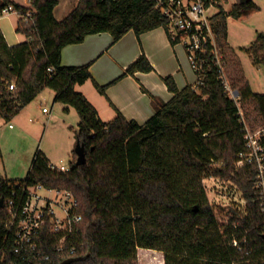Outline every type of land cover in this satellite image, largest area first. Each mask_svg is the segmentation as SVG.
<instances>
[{
  "label": "trees",
  "instance_id": "obj_1",
  "mask_svg": "<svg viewBox=\"0 0 264 264\" xmlns=\"http://www.w3.org/2000/svg\"><path fill=\"white\" fill-rule=\"evenodd\" d=\"M30 3L36 10L33 19H20L17 26L26 41L11 46L0 28V118L12 121L43 91L53 90L55 102L64 104L66 112L74 108L80 117L76 137L85 146L87 163L79 166L77 157L68 171L52 170L50 160L38 151L26 179L0 177V200L19 190V182L74 194L82 221L65 249L57 251L59 237L44 236L43 249L51 254L52 264L67 259L72 264H137L138 249L163 252L165 264H264V213L258 205L250 204L240 225L234 220L221 224L204 185L209 175L230 178L246 198L252 197L254 174L247 167L236 171L233 164L246 149L244 124L218 64L211 58L197 88L180 90L172 76L163 78L173 98L145 124L126 119L117 109V116L106 123L76 87L92 80L106 95L108 86L93 79L90 65L63 66V49L94 34L110 33L117 42L130 31L140 36L167 29V20L154 0H79L62 21L54 15L59 0ZM7 4L0 0V12ZM256 8L248 1L230 14L222 8L214 18L226 74L233 68L227 55L228 17ZM248 51L264 64V33ZM153 70L143 54L127 74ZM233 84L242 103L254 104L264 120V94L253 92L248 81ZM8 215L0 207V264L21 263L7 228Z\"/></svg>",
  "mask_w": 264,
  "mask_h": 264
},
{
  "label": "rangeland",
  "instance_id": "obj_2",
  "mask_svg": "<svg viewBox=\"0 0 264 264\" xmlns=\"http://www.w3.org/2000/svg\"><path fill=\"white\" fill-rule=\"evenodd\" d=\"M242 0H228L225 9L231 8L232 4ZM263 3V1H262ZM263 5V4H262ZM264 6V5H263ZM257 10L249 11V18L243 23L230 21L232 43L251 44L260 33H264V19ZM58 15H60L58 13ZM20 17L16 14L0 16V28L7 42L18 45L27 40V37L17 32ZM259 31V32H256ZM263 31V32H262ZM255 42V41H254ZM233 54V53H232ZM233 68L226 74L225 82L230 92H235L233 83L237 82L241 86L245 77L240 61L232 56ZM190 68L189 61L185 59ZM259 64V63H258ZM263 65L264 64H260ZM256 87H260L258 84ZM79 90L89 92L92 88L90 83L77 87ZM78 90V91H79ZM262 93V86L258 88ZM50 89H46L44 97L33 103L32 107L22 115L10 122L0 118V147L2 156L0 157V174L9 181L26 179L33 161L38 151L42 152L51 162L61 166L71 167L72 161L77 159V137L80 117L77 111L72 108L73 113H66L65 105L56 103ZM234 98V97H233ZM237 101L241 120L247 133L252 135L264 130V120L260 119L252 103L243 104L241 99ZM43 108H47L50 114H45ZM12 124V128L10 127ZM252 150V149H251ZM248 157L244 160L233 161L235 170L248 169L254 174L252 179V197L246 198L240 186L230 178H221L209 175L204 179V185L209 197V201L215 209L217 218L221 224L228 225L230 220H234L235 225H240L242 219L247 217L250 204L258 205L261 213H264V151L258 149L248 152ZM216 167H225L224 164L215 163ZM250 180V179H249ZM137 264H165L163 252L154 254L147 249H138Z\"/></svg>",
  "mask_w": 264,
  "mask_h": 264
},
{
  "label": "crops",
  "instance_id": "obj_3",
  "mask_svg": "<svg viewBox=\"0 0 264 264\" xmlns=\"http://www.w3.org/2000/svg\"><path fill=\"white\" fill-rule=\"evenodd\" d=\"M227 1L224 0L223 9L229 14L234 6L248 1H252L257 6L256 9L244 11L240 17L232 15L228 17L227 55L232 65L234 61L232 56L240 61L253 92L264 94L258 90L261 86L264 90V66L258 64L248 51L255 40L251 44L238 45V43H232L230 37L231 20L236 23L241 22L244 25L243 21L249 18V11L252 10H257L256 14L260 13L261 19H264V0H242L232 4L231 8L226 10ZM78 2L79 0H59L54 11L55 18L58 21L65 19L76 8ZM19 3L24 6L30 5L28 0H19ZM256 32L259 31L256 30ZM9 45L13 46L12 43ZM143 54L150 60L154 70L149 73L138 71L134 75L127 74L128 67ZM186 56L188 59L184 46L174 45L167 29L159 27L140 36L134 31H130L117 42L114 41V37L110 33L89 35L84 42L68 45L63 49L62 65H90L93 79L102 86H108L106 95H102L96 89L92 80L87 82L92 85L89 92L79 90L78 86L76 87L97 109L103 122L112 121L117 116L118 110L126 119L145 124L157 113V109L162 103H168L173 98V94L169 91L163 78L172 76L180 90L187 86H195L197 83V75L190 62V68L185 62ZM115 80L117 81L113 83ZM87 83L79 86L83 87ZM257 84L260 87H256ZM51 91L53 94L50 95L55 99L56 93ZM45 92L46 90L16 117H22L32 107L33 103L44 97ZM66 113L72 114V108ZM45 114H50V111ZM10 127H13L12 124ZM0 177L7 179L1 174Z\"/></svg>",
  "mask_w": 264,
  "mask_h": 264
},
{
  "label": "built area",
  "instance_id": "obj_4",
  "mask_svg": "<svg viewBox=\"0 0 264 264\" xmlns=\"http://www.w3.org/2000/svg\"><path fill=\"white\" fill-rule=\"evenodd\" d=\"M6 1L8 4L0 16L16 14L26 23L33 19L36 10L30 0L28 6L21 5L19 0ZM154 3L155 9L168 22L167 31L171 41H176L175 45L184 46L187 52L197 75L194 87L203 84L206 66L211 58L218 64V72L225 82V53L218 44L214 29V18L221 12L224 0H154ZM53 71L51 68L50 72ZM14 88L15 84H11L10 89ZM236 92L232 96L240 99ZM48 111L43 108V112ZM244 130L246 149L240 153V160L248 157V152L252 150L264 151V130L254 135L247 133L245 127ZM49 166L61 172L70 169L51 161ZM16 187L19 190H14L12 196L4 200V207L9 214L7 228L13 236L14 251L22 258L21 263L13 264H52L51 254L43 249L44 236L48 233L59 237L57 251L62 252L65 242L73 237L82 221V216L77 214L78 202L74 194L65 189L46 187L43 184L29 186L20 182Z\"/></svg>",
  "mask_w": 264,
  "mask_h": 264
},
{
  "label": "water",
  "instance_id": "obj_5",
  "mask_svg": "<svg viewBox=\"0 0 264 264\" xmlns=\"http://www.w3.org/2000/svg\"><path fill=\"white\" fill-rule=\"evenodd\" d=\"M237 93L238 92H236V94ZM76 154L78 156L77 164L79 166L85 165L87 163L86 149H85V146L79 141L77 143ZM0 207L1 208L4 207V200L3 199L0 200ZM72 262H73V259H67V260L63 261L61 264H72Z\"/></svg>",
  "mask_w": 264,
  "mask_h": 264
},
{
  "label": "bare ground",
  "instance_id": "obj_6",
  "mask_svg": "<svg viewBox=\"0 0 264 264\" xmlns=\"http://www.w3.org/2000/svg\"><path fill=\"white\" fill-rule=\"evenodd\" d=\"M155 253V252H154Z\"/></svg>",
  "mask_w": 264,
  "mask_h": 264
}]
</instances>
